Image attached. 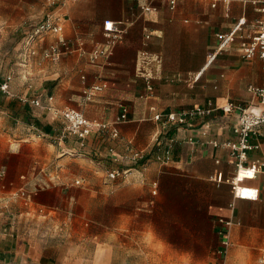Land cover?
Wrapping results in <instances>:
<instances>
[{"label": "crops", "instance_id": "0c3cea01", "mask_svg": "<svg viewBox=\"0 0 264 264\" xmlns=\"http://www.w3.org/2000/svg\"><path fill=\"white\" fill-rule=\"evenodd\" d=\"M36 2L41 10L35 6L32 12L31 4L0 0L1 35L4 27L27 33L50 12L62 15L64 26L59 34L37 39L33 55L24 33L11 58L0 46V95L18 109L11 124L26 125L16 131L8 127L7 133V122L0 118V204L11 203L16 210L8 235L17 257H33L38 264H181V254L190 259L197 245L205 252L214 247L220 256L221 217L235 222L232 240L250 233L251 221H258L264 209V172L243 178L244 195L236 194L231 181L238 158L227 142H239L234 131L238 110L225 112L222 106L254 101L248 86L264 85V60L245 58L238 38L208 60L221 35L241 18L245 33L256 31L263 16L260 3ZM106 20L119 22L125 34L110 55L94 59L92 52L109 40ZM60 41L69 51L57 61L46 58L45 50ZM145 74L152 77V89ZM8 76L11 94L1 89ZM94 86L103 89L88 97L85 90ZM209 102L214 106L209 114L165 122L169 112ZM122 104L128 119L116 124L118 136L109 129L84 139L61 137L65 120L55 109L73 107L111 124ZM159 113L162 119L155 117ZM251 141L258 147L247 152L248 164L264 157V128ZM131 150L144 157L127 158ZM114 169L124 172L112 177ZM4 232L1 225L2 237ZM64 237L84 247V255H61Z\"/></svg>", "mask_w": 264, "mask_h": 264}, {"label": "built area", "instance_id": "2783aa9c", "mask_svg": "<svg viewBox=\"0 0 264 264\" xmlns=\"http://www.w3.org/2000/svg\"><path fill=\"white\" fill-rule=\"evenodd\" d=\"M56 2L57 0H52ZM253 3H260V11L263 16L260 18L257 24V29L255 32H244V25L246 23L245 18H241L234 28L227 34L221 35V43L218 49L213 52L208 60V63L212 62L217 56L218 52L226 48V46L235 39L240 40V46L242 48V54L245 58H252L259 55L264 60V0H252ZM176 0H170L171 6L174 7ZM149 6H145L148 9ZM63 16L54 12L46 14L45 18L35 26L26 35V43L29 47L28 55H33L36 53V48L34 47V42L37 39L44 38L46 34L54 33L59 34L63 31L64 26L62 24ZM104 30L107 34L109 40L104 47H98L92 52V57L97 59L100 55H110L116 43L124 37L125 28H123L119 22L114 20H106L104 24ZM45 55L52 60L60 59L61 55L69 51V46L65 42H54L49 48L45 50ZM7 79L1 84V89L7 94H11L9 90V79ZM151 75L145 74V79L147 81V86L152 89ZM103 86H94L93 88H88L85 93L88 97H91L96 90H102ZM248 90L252 93L254 101L247 106H242L240 104H235L229 102L222 106L225 112H230L233 110H238L237 124L234 126V131L240 136L239 142H227V146L232 149L233 154L238 158L237 173L235 178L231 181L233 189L236 194L244 195L242 192L241 180L243 178L251 177L257 172H264V157L259 162H254L252 164L247 163V152L258 147L257 143L251 141L252 136L261 132L264 128V85L250 84ZM53 99V97H49ZM23 101H27V98H22ZM37 105L41 102L39 99L33 100ZM121 114L113 123H105L98 120H92L86 117V115L73 107H67L61 110L55 109L57 115L61 116L65 120V127L61 133V137L76 136L78 138L84 139L91 132L98 131L103 132L111 129L113 136H118L119 131L116 124L128 119V107L125 104L121 105ZM214 110L212 102L205 107L197 106L195 108L182 110L181 112H169L165 114V122H184L187 117H193L196 115L209 114ZM157 119H162L163 114H156ZM217 144V143H215ZM172 144H168L167 154L171 152ZM127 158L133 160H139L144 157L143 153L139 150H131L130 155H126ZM120 170H111L109 175L114 177L119 175ZM234 220L221 217L219 219V230L218 234L221 238L220 247L218 253L224 256L228 253L231 245V227L234 224ZM220 255V256H221Z\"/></svg>", "mask_w": 264, "mask_h": 264}, {"label": "rangeland", "instance_id": "374dc122", "mask_svg": "<svg viewBox=\"0 0 264 264\" xmlns=\"http://www.w3.org/2000/svg\"><path fill=\"white\" fill-rule=\"evenodd\" d=\"M19 1L21 3H25L27 6H29L28 4H31L29 8L32 9V12L35 6H37V11L41 10V6L38 5V2L34 3V0H19ZM26 13H30V12H28L27 10ZM90 29H91V24L87 26V30ZM26 30H28V28ZM23 33L24 31L20 29L16 30V29H11L10 27L8 28L4 27V35H1V31H0V46L1 48L7 47V52H6L7 58H11V54L13 53V50L16 47V42L19 40V38L23 37ZM27 33L24 34L27 35ZM37 51L38 50L36 49V52ZM63 54L61 55V57L63 56ZM45 57L47 58L46 55ZM9 62L11 69V67L13 66V61L10 60ZM7 100L8 99L0 95V118H2L4 122L5 121L7 122L4 131L10 133L7 130L8 127H12L16 131V128L18 126L21 125L26 126V125L24 123L11 124V118L12 116L16 115L18 109L16 106H14V108H11L10 104L7 103ZM20 132H26V130L20 127ZM64 139L69 140L71 139V137L67 136ZM14 214H16V210L11 203H6L4 205L0 204V218L2 217L0 219V226L2 225L3 228H5V232H4L5 236L2 237L0 235V243L4 245V250H5L3 254L0 253V264H38V262H35L33 260V257H29L26 260L19 259L16 255V252L13 250V245L11 243L12 236L8 235V233H10L9 230H10V226L12 225V219ZM259 216L260 219L258 221H251L253 228L250 233L244 234L243 232H241L237 236L233 237V240L231 237V245L229 251L224 256L220 254L221 256L218 257L214 251V247L211 249L210 252L208 251L205 252V251H201L203 250L202 246L197 245L196 246L197 252L190 259L185 258L181 254V264H222V263L223 264H264V209H261ZM68 239L69 238L64 237L62 238V240L64 241L60 240L61 241L60 250L63 252V254L61 253V255L66 256L73 254L75 256H80V257L83 256L85 252L84 247L78 246L77 244H68L67 243ZM204 240H207L209 243H211V241H213V238H204ZM220 243H221V238H220ZM1 248L3 247H0V249ZM57 255H60V252H58ZM219 261H221V263Z\"/></svg>", "mask_w": 264, "mask_h": 264}]
</instances>
